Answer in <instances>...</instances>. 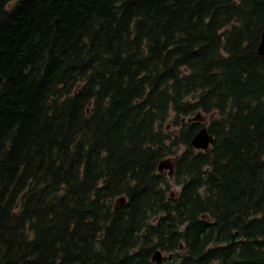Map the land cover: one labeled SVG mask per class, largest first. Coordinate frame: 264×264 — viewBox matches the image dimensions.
<instances>
[{"label":"trees","instance_id":"16d2710c","mask_svg":"<svg viewBox=\"0 0 264 264\" xmlns=\"http://www.w3.org/2000/svg\"><path fill=\"white\" fill-rule=\"evenodd\" d=\"M263 29L264 0H0V264H264Z\"/></svg>","mask_w":264,"mask_h":264},{"label":"water","instance_id":"95a60500","mask_svg":"<svg viewBox=\"0 0 264 264\" xmlns=\"http://www.w3.org/2000/svg\"><path fill=\"white\" fill-rule=\"evenodd\" d=\"M257 53L263 54L264 53V29L261 32L260 40L257 45ZM214 137L211 133L208 132L207 127H201L191 138V145L196 149L201 150H208L210 145L213 143ZM170 169L169 173L171 175L173 164L169 159L163 160L159 163L158 168L161 170L162 168ZM119 201H123L121 198ZM153 260L156 261L158 264L161 261V254L159 251H155L153 256Z\"/></svg>","mask_w":264,"mask_h":264},{"label":"rangeland","instance_id":"374dc122","mask_svg":"<svg viewBox=\"0 0 264 264\" xmlns=\"http://www.w3.org/2000/svg\"><path fill=\"white\" fill-rule=\"evenodd\" d=\"M206 121H207V119H206ZM163 170H164V172H167L168 169L166 167H164ZM170 181H172V180H170ZM175 190H177V187L173 186V184H172L171 191H175Z\"/></svg>","mask_w":264,"mask_h":264}]
</instances>
